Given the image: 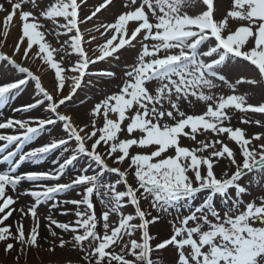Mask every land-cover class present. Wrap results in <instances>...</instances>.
Listing matches in <instances>:
<instances>
[{"label":"snow or ice","instance_id":"snow-or-ice-1","mask_svg":"<svg viewBox=\"0 0 264 264\" xmlns=\"http://www.w3.org/2000/svg\"><path fill=\"white\" fill-rule=\"evenodd\" d=\"M0 12V111L29 83L40 98L13 111L42 110L0 122V130L16 133L0 134V164L7 165L0 169V264L4 256L29 264V254L44 247L41 205L53 238L46 251L75 252L50 264H164L158 254L168 247L176 250L173 264H264V196L246 202L250 188L241 183L264 178V131L238 126L264 129L254 119L264 114V0H7ZM125 51L134 52L131 64H121ZM37 60L54 73L51 92L24 66ZM105 79H119L117 90L79 122L62 111ZM242 86L259 90L260 100L250 103ZM225 87L226 94L213 91ZM42 132L55 138L25 151ZM53 153L54 168L18 173ZM81 159L87 163L76 170ZM64 176L65 183H45ZM22 183L29 187L19 189ZM70 191L80 198H61ZM25 195L33 202L16 208ZM55 210L71 218L58 220ZM173 212L171 235L162 236L157 226ZM14 213L19 218L6 223Z\"/></svg>","mask_w":264,"mask_h":264},{"label":"rangeland","instance_id":"rangeland-1","mask_svg":"<svg viewBox=\"0 0 264 264\" xmlns=\"http://www.w3.org/2000/svg\"><path fill=\"white\" fill-rule=\"evenodd\" d=\"M0 3H3L6 7H7V0H0ZM87 11V10H85ZM113 12L111 9L108 12H104L103 15L101 16V19L105 22L110 21L112 19V15ZM5 13L0 12V20H2L3 15ZM99 21H95L93 24H87L85 27L87 28H93L95 23H98ZM0 32H2V25H0ZM11 36L12 39H15L18 36V29L15 27L11 28ZM0 39H3L2 36H0ZM47 39L53 43V45L58 46L56 44V41L51 37H47ZM64 37H61V40H63ZM9 43H11V40H9ZM94 47V46H93ZM3 51H8V49H3ZM133 56H134V52H123V54L121 55V64L123 65L125 62L127 64H131L133 62ZM57 58H59V54L57 56ZM74 58V57H73ZM24 66L29 67L31 70L34 71L35 74L40 75L41 76V81H42V85L49 90L50 92L53 89V84H54V73L52 70H46L44 66L41 65V62L39 60L35 61V62H31V61H25L24 62ZM98 67L101 68H107L108 65L107 64H99ZM112 67L116 70L117 73V77H119L121 75L119 68H116V65L113 64ZM46 73V74H45ZM17 75H19L17 73ZM6 79H12V75L11 73H8L5 76ZM120 83L119 79L116 80H102L98 85H96L95 87H90L89 89H85L83 91H79L78 97L75 99V101L73 102V105L67 108H62V111L64 112H69L71 114H73V118L74 120H77V122H79V119L82 118L83 113L89 109L92 104L94 102H96L99 98H101L103 95L111 93V92H115L117 90L116 85ZM244 87H248V86H242L241 88L238 89L239 92L241 93H245L243 90ZM215 91L216 95H220V94H226L229 92V90L225 87L222 88L221 90H213ZM67 93V89H65V94ZM247 95V93H245ZM249 96V102L255 104L257 101L260 100L261 98V94L259 92V90L256 91V94H248ZM36 98H40V94L39 93H34V85L33 83H29L28 85H26V90L24 92H22L20 95H18L16 97V100L12 103L11 106H6L2 111H0V122L6 121L8 118H27V117H38V116H42V110L40 109H34L31 110L28 113H20V112H15L13 111V109L15 108H19L22 105H25L27 103H31L33 102ZM83 100L84 103L81 104L80 101ZM201 108H203V104H198L196 106V110L199 111ZM189 111H192L191 108H189ZM254 119H259V120H264V114H254ZM237 122L235 120H233V124H236ZM34 126V125H33ZM240 127H247L248 131L250 133H256V132H260V131H264V129H261L258 126L252 125V126H247V125H238ZM59 129V125L56 126V128H53L52 131L56 132ZM0 134H16L14 129H3L0 130ZM60 135H63V133H60ZM55 138V137H51L49 136V134L47 132H42L34 141H32L30 144L26 145L24 147V150L27 151L32 147L35 146H40L43 143L49 142L50 139ZM183 143L188 144L189 146H191V142L188 140H184ZM13 146L9 147V150H12ZM58 153H53L44 163V164H28L30 162H28L25 165H22L19 170L20 172L18 173H23L25 171L28 170H36V171H43V170H50L52 168L55 167V165H53L51 163V160L53 157L57 156ZM87 162L83 159H81L79 161V163H77L76 165V170H79L80 165L82 164H86ZM227 162H224L223 164H226ZM6 164H0V169H5L6 168ZM224 166H221L219 168H216V173L219 176L221 174V168ZM69 172L72 171V169L68 170ZM229 174H231V172L235 171V168L232 167L230 169H228ZM112 179H115V175L113 174ZM68 181V176H64L61 180L59 181H47L45 183L51 185L53 183L59 182V183H65ZM251 182V183H250ZM242 184H244L245 186H248L250 188V193L244 195L243 199L247 202V201H251L254 198H258L260 196H264V178L258 179L256 176L252 175L249 177H245L242 181ZM29 185L27 183H22L19 186V189H26L28 188ZM122 187V186H121ZM61 198H72V199H79L80 197L76 195L75 192L70 191L68 193L65 194H61ZM30 202H33V199L30 196H22L20 201L17 203V205H15L16 208H19L21 205H26ZM257 203H259V200H256ZM197 204L200 203L199 200L196 201ZM144 208H148V202L145 201L143 202L142 205ZM65 207L67 208H72L73 206L71 205H66ZM96 211L99 214V212L101 211V205L97 202L96 203ZM125 211H128V209H126ZM39 214L41 216V222H42V226L40 229V237L39 242L44 246L38 253L33 250V252H31L29 254L28 257V262L29 264H50V261L58 259V258H67L69 257L71 254H75V252H66L64 249H61L60 247H56L55 248V255L49 254L46 249L47 247L51 246L52 240L53 238L48 234V230L47 228H45L43 225L44 223H46V221H44L43 216L44 214H46V206L41 205L39 208ZM153 215H156V213L153 211L152 213ZM183 214H187V212L185 211ZM53 216L55 218H57L58 220H67L70 219L71 217L69 216H62L60 215V210H55L53 212ZM176 216V213L173 212L172 216H165L164 219L158 224L157 229L160 231L162 236H170L171 235V225L169 224V220L173 219ZM19 218V214L18 213H14L13 216L9 219L8 222L6 223H12L13 221L17 220ZM23 224L25 226L26 231H28L30 229L31 226V218L30 217H25L23 220ZM157 229H153V231H156ZM43 237H47V239H43ZM67 238V237H65ZM58 244V241H57ZM118 251V249H117ZM46 252V253H45ZM2 255V254H0ZM160 255V258L164 261V264H173L174 260L176 259V250L173 247H168L165 251L162 252V254H158ZM34 257V260H29L30 258ZM23 259V258H22ZM3 261L4 264H13V258L12 256H4L3 257Z\"/></svg>","mask_w":264,"mask_h":264},{"label":"bare ground","instance_id":"bare-ground-1","mask_svg":"<svg viewBox=\"0 0 264 264\" xmlns=\"http://www.w3.org/2000/svg\"><path fill=\"white\" fill-rule=\"evenodd\" d=\"M111 10H112V11H115V9H111ZM247 88H248V87H244L242 91H244V92L247 93V95H248V94H250V93L247 92ZM15 100H16V99H15ZM15 100L11 101L10 104H9V106H11L12 103H13ZM0 143H2V142H0ZM27 163H28V162H25L23 165H25V164H27ZM44 163H46V162H45V161L42 162V164H44ZM4 164H6V162H5ZM28 164H32V162H30V163H28ZM32 165H34V164H32ZM221 166H224V164L222 163ZM221 166H220V167H221ZM217 168H219V167H217ZM220 170H221V169H220ZM18 172H20L19 169H18ZM45 253H46V252H45ZM71 256H72V257H75V254H71ZM29 260H34V257H33V258L31 257Z\"/></svg>","mask_w":264,"mask_h":264}]
</instances>
